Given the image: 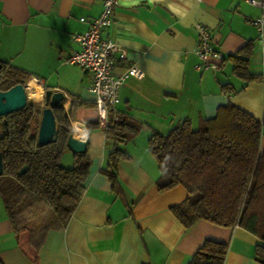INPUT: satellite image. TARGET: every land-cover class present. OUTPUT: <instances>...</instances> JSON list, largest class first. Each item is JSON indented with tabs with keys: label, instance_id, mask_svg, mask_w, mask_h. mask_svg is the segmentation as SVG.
Segmentation results:
<instances>
[{
	"label": "crops",
	"instance_id": "obj_1",
	"mask_svg": "<svg viewBox=\"0 0 264 264\" xmlns=\"http://www.w3.org/2000/svg\"><path fill=\"white\" fill-rule=\"evenodd\" d=\"M103 0H0V61L38 80L42 90L62 91L71 106V133L86 143L89 175L81 200L66 225L50 229L36 257L17 244L11 222L0 214V260L3 264H187L205 240L228 245L223 264H262L256 248L259 238L234 225L205 220L190 228L174 216L171 207L187 190L178 185L161 192L157 162L148 148L153 132L167 134L184 119L193 129L215 116L218 107L233 103L258 119L264 110V69L260 36L251 22L259 9L246 0H119L112 24L103 36L125 52L114 67L118 75L135 65L142 78L130 77L119 88L120 102L110 116H128L141 125L139 133L120 145L129 156L118 162L119 190L101 169L113 144L97 121L96 96L89 91L92 73L64 60L78 45L74 32L88 24L81 17L101 14ZM213 36V47L224 57L253 44L249 70L260 78L246 82L226 62L217 70L197 69L196 24ZM227 72V73H225ZM220 73H223L224 77ZM230 84L235 93L223 87ZM62 161L73 164L67 147ZM4 207V206H3Z\"/></svg>",
	"mask_w": 264,
	"mask_h": 264
},
{
	"label": "trees",
	"instance_id": "obj_2",
	"mask_svg": "<svg viewBox=\"0 0 264 264\" xmlns=\"http://www.w3.org/2000/svg\"><path fill=\"white\" fill-rule=\"evenodd\" d=\"M252 51L253 44L248 43L224 57L220 68L228 61L238 78L246 82L259 79L260 75L249 70ZM0 62L2 88L24 84L31 78ZM223 87L227 93H235L230 84ZM65 101L53 108L59 132L56 141L47 145L37 140L41 109L33 103L6 115V125L0 123V199L18 246L33 257L50 229L66 225L89 175L90 160L85 152L73 153L72 166L62 164L74 105L72 102L66 112L61 106ZM85 125L88 129L99 127L98 121ZM103 129L113 149L101 172L118 193V162L129 157L120 145L134 138L141 125L131 117L120 116L118 121L109 120ZM148 148L160 171L158 190L181 185L188 192L182 202L171 207L183 226L190 228L200 220L240 226L262 242L256 253L264 264V110L258 119L229 102L218 107L215 116L202 120L197 129L184 119L165 135L153 132ZM227 248L225 242L205 240L187 264H223Z\"/></svg>",
	"mask_w": 264,
	"mask_h": 264
},
{
	"label": "built area",
	"instance_id": "obj_3",
	"mask_svg": "<svg viewBox=\"0 0 264 264\" xmlns=\"http://www.w3.org/2000/svg\"><path fill=\"white\" fill-rule=\"evenodd\" d=\"M246 1L260 11L259 17L251 22L262 36L264 33V0ZM118 4L119 0H103V8L99 16L80 18V21L88 24V28L71 35L78 49L64 60L66 64L77 65L92 73L93 82L89 91L96 96L97 121L99 127L102 128L107 126L109 120L118 121L119 119L116 115L111 117L110 112L120 102L119 88L121 85L130 77L142 78L144 76L143 70L135 65L126 67L118 75L114 74V67L118 60L125 56V52L118 44L103 36V30L112 24L114 10ZM195 27L198 32L195 54L200 60L196 68L219 69L224 56L213 47L214 41L210 30L199 23ZM261 65L264 69V44L261 46Z\"/></svg>",
	"mask_w": 264,
	"mask_h": 264
},
{
	"label": "water",
	"instance_id": "obj_4",
	"mask_svg": "<svg viewBox=\"0 0 264 264\" xmlns=\"http://www.w3.org/2000/svg\"><path fill=\"white\" fill-rule=\"evenodd\" d=\"M2 66L3 64L0 62V80ZM25 85L26 84L23 83H16L6 90H0V117H5L6 115L19 111L27 105L32 104V101L27 98ZM66 99L67 97L62 91H52L50 88L44 90L45 106L38 115L39 124L37 129V140L40 144L47 145L56 141L59 126L53 108L59 106V104ZM61 106L64 108V103ZM3 123L5 125L7 124L6 119H4ZM66 147L73 153H84L86 143L75 139L70 132L66 140ZM2 174L3 162L0 153V175Z\"/></svg>",
	"mask_w": 264,
	"mask_h": 264
},
{
	"label": "bare ground",
	"instance_id": "obj_5",
	"mask_svg": "<svg viewBox=\"0 0 264 264\" xmlns=\"http://www.w3.org/2000/svg\"><path fill=\"white\" fill-rule=\"evenodd\" d=\"M38 81L34 78L25 85L26 94L28 99L40 100L42 96V87L37 83Z\"/></svg>",
	"mask_w": 264,
	"mask_h": 264
},
{
	"label": "rangeland",
	"instance_id": "obj_6",
	"mask_svg": "<svg viewBox=\"0 0 264 264\" xmlns=\"http://www.w3.org/2000/svg\"><path fill=\"white\" fill-rule=\"evenodd\" d=\"M225 73H227V72H225ZM220 74L222 75V77H224L223 73H220ZM24 81H25V80H24ZM29 100H31L32 103H33L34 105L38 106L40 109L44 108V106H45V104H44V90H42V96H41L40 100H37V101L32 100V99H29ZM0 132H1V124H0ZM62 164H63L64 166H66V164H65L64 161H62ZM1 213H4V214H5V212H4V207H3L2 201H1V199H0V214H1Z\"/></svg>",
	"mask_w": 264,
	"mask_h": 264
},
{
	"label": "flooded vegetation",
	"instance_id": "obj_7",
	"mask_svg": "<svg viewBox=\"0 0 264 264\" xmlns=\"http://www.w3.org/2000/svg\"><path fill=\"white\" fill-rule=\"evenodd\" d=\"M2 79H3V74H1V80H0V90L1 91L6 90V89L2 88V84H1ZM24 84H26V83H24ZM4 119H5L4 117H0V123H2L4 121ZM2 128H3V126H1V131H2Z\"/></svg>",
	"mask_w": 264,
	"mask_h": 264
}]
</instances>
